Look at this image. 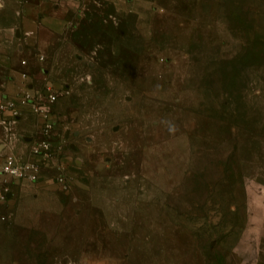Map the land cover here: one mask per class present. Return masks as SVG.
<instances>
[{
    "label": "rangeland",
    "instance_id": "obj_1",
    "mask_svg": "<svg viewBox=\"0 0 264 264\" xmlns=\"http://www.w3.org/2000/svg\"><path fill=\"white\" fill-rule=\"evenodd\" d=\"M64 3L32 87L71 183L0 199V264H264V0Z\"/></svg>",
    "mask_w": 264,
    "mask_h": 264
},
{
    "label": "built area",
    "instance_id": "obj_2",
    "mask_svg": "<svg viewBox=\"0 0 264 264\" xmlns=\"http://www.w3.org/2000/svg\"><path fill=\"white\" fill-rule=\"evenodd\" d=\"M60 1H70L74 9H81L85 0H57ZM34 54L40 62L45 56L42 51ZM19 64L27 65L28 59L20 58ZM18 74L22 79L21 86L11 93L0 95V111L8 112V115L0 116V126L4 132V138L0 141L3 149L0 160V199L18 184H33L54 178L59 187L65 189L71 183L63 160L65 145L59 141L55 120L51 117V106L58 96L57 90H60L59 93L64 92L62 86L55 88L43 84L38 89L33 88V75L23 70L18 71ZM25 114L31 115L30 130L15 131L13 127L17 118Z\"/></svg>",
    "mask_w": 264,
    "mask_h": 264
},
{
    "label": "crops",
    "instance_id": "obj_3",
    "mask_svg": "<svg viewBox=\"0 0 264 264\" xmlns=\"http://www.w3.org/2000/svg\"><path fill=\"white\" fill-rule=\"evenodd\" d=\"M14 2L17 7V22L11 24L12 28L11 26H6L0 29L1 34L8 38L9 33L12 32L14 34L13 39L0 41V95L11 93L21 86L22 79L18 71H26L30 76L33 75L34 77L32 67L40 61H37L34 56H27L28 64L21 65L19 64V59L25 57V52L31 49H34V52L42 51L45 53L51 35L62 34L68 28L67 17L69 16V11H71L64 3L66 1L15 0ZM13 43L16 49H13ZM41 70L45 71V68L42 67ZM27 83L30 85L29 80H27ZM4 115H8V112L0 111V116ZM17 119L13 129L15 131L28 132L31 128V115H21ZM3 138L4 132L0 126V141ZM2 152L3 149L0 144V160ZM29 184L23 183L21 185H14L13 187L17 189L24 185L29 186Z\"/></svg>",
    "mask_w": 264,
    "mask_h": 264
},
{
    "label": "water",
    "instance_id": "obj_4",
    "mask_svg": "<svg viewBox=\"0 0 264 264\" xmlns=\"http://www.w3.org/2000/svg\"><path fill=\"white\" fill-rule=\"evenodd\" d=\"M73 132H75V131H73ZM67 133H68V131H65V133H64V136H65V137L67 136Z\"/></svg>",
    "mask_w": 264,
    "mask_h": 264
}]
</instances>
